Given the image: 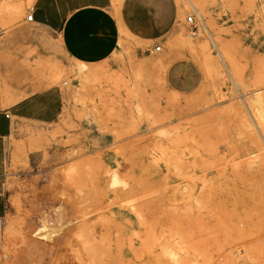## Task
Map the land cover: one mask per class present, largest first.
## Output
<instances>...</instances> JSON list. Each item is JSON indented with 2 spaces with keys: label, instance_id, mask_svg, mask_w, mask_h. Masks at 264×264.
Wrapping results in <instances>:
<instances>
[{
  "label": "rangeland",
  "instance_id": "rangeland-1",
  "mask_svg": "<svg viewBox=\"0 0 264 264\" xmlns=\"http://www.w3.org/2000/svg\"><path fill=\"white\" fill-rule=\"evenodd\" d=\"M32 1L0 0V39L32 29ZM190 1L149 55L63 56L57 120L13 124L1 264H264V0ZM166 52L197 67L194 88H168Z\"/></svg>",
  "mask_w": 264,
  "mask_h": 264
},
{
  "label": "crops",
  "instance_id": "crops-1",
  "mask_svg": "<svg viewBox=\"0 0 264 264\" xmlns=\"http://www.w3.org/2000/svg\"><path fill=\"white\" fill-rule=\"evenodd\" d=\"M29 13L32 29H16L0 39V224L7 211L2 182L5 139L15 122L57 120L63 95L53 80L63 56L99 62L120 42L149 55L156 41L164 45L165 37L177 29L179 11L175 0H33ZM162 63L172 92L198 84L200 74L190 60L170 58L166 52ZM46 215L42 218L49 220Z\"/></svg>",
  "mask_w": 264,
  "mask_h": 264
},
{
  "label": "bare ground",
  "instance_id": "bare-ground-1",
  "mask_svg": "<svg viewBox=\"0 0 264 264\" xmlns=\"http://www.w3.org/2000/svg\"><path fill=\"white\" fill-rule=\"evenodd\" d=\"M187 2H188V4H192V3H193V2H191L190 0H187ZM222 53H223V52H222ZM226 58H227V57H226ZM228 58H229V57H228ZM228 58H227V60H228ZM232 69H233V68H232ZM232 71H233V70H232ZM233 74L236 75V74L234 73V71H233ZM230 76H231V75H230ZM236 77H237V76H236ZM232 80H233V79H232ZM231 82H232V81H231ZM257 83L260 84L258 80H257ZM257 83H256V84H257ZM232 84H233V83H232ZM253 84H255V82L252 83V85H253ZM254 90H255V89H254ZM257 98L259 99V101L257 100V103H258V104L260 103V104L264 105V93H262L260 96H257ZM237 105H238V104H237ZM238 108H239V107H238ZM247 108H248L249 111H251V112H253L254 114H256V116H257V115L260 116V115L258 114V112L255 111V108L250 107V105H248ZM240 112H241V110H240ZM241 113H242V112H241ZM253 116H254V115H253ZM256 116H255V117H256ZM255 117H254V118H255ZM262 117H263V115H262ZM262 119H263V118H262ZM262 119H261V120H262ZM242 122H243V120H242ZM258 122H259V121H258ZM262 122H263V121H262ZM259 123H260V122H259ZM252 124H253V123H252ZM263 129H264V126H263ZM255 131H256V130H255ZM251 135H252V134H251ZM253 135H254V134H253ZM253 135H252V136H246V137H252V138H250L251 140L249 139V143L251 142V143L249 144L250 146L246 147V149L243 150L244 153L247 152V153H251V154H252V152H255V151H256V152L258 151V153H260V152H259L260 150H258V149H260V148H257V147H256V148H253V147L258 143V141H259V140L257 139V137H254ZM257 136H258V135H257ZM253 137H254V139H253ZM243 138H244V137H243ZM258 138H259V137H258ZM252 139H253V140H252ZM261 141H262V140H261ZM253 143H255V145H253ZM262 144H263V143H262ZM261 148H262V147H261ZM243 149H244V148H243ZM253 155H254V154H253ZM251 157H252V155H251ZM251 157H250V158H251ZM254 157H255V156H254ZM254 157H253V158H254ZM257 157H258V159L260 160V162H263V164H264V157H262L261 154H259ZM247 158H248V157H247ZM251 159H252V158H251ZM244 161H246L245 157H244ZM55 210H56V209H55ZM57 210H59V209H57ZM60 211H61V210H60ZM58 212H59V211H58ZM61 212H62V211H61ZM61 212H59L58 215H60L59 217H62V218H63V215L61 216V214H60ZM45 215H46V214H45ZM47 216H48V217H47ZM53 216H54V219H55L56 216H55L54 214H53ZM46 217L51 219V217L49 216V214H47ZM44 218H45V217H44ZM52 219H53V217H52ZM54 219H53V220H54ZM60 219H61V218H60ZM49 221H50V220H49ZM51 221H52V220H51ZM56 221H57V222H60V221H58V220H56ZM56 221H55V222H56ZM55 222H53V223H54V224H57V223H55ZM62 223H63V222H62ZM58 224H60V223H58ZM61 225H62V224H61ZM260 246H261V248L264 247V245L262 244V242L260 243ZM248 247H249V250H252L253 248H255V245H254V244H249ZM259 249H260V248H259ZM263 252H264V250H263ZM263 256H264V253H263ZM260 259H261V258H260ZM254 260H255V259H254ZM254 263L256 264L255 261H254ZM258 263H259V264H262L261 261H259V259H258ZM263 263H264V259H263Z\"/></svg>",
  "mask_w": 264,
  "mask_h": 264
},
{
  "label": "built area",
  "instance_id": "built-area-1",
  "mask_svg": "<svg viewBox=\"0 0 264 264\" xmlns=\"http://www.w3.org/2000/svg\"><path fill=\"white\" fill-rule=\"evenodd\" d=\"M31 13H29L27 16H26V19L27 20H31ZM186 21L189 22L190 24V34L192 36H195L197 34V31H198V26H197V23H196V18L191 14V15H187L185 17ZM159 45H154L153 46V49L154 50H158L159 49ZM6 116H8V114H5ZM263 241H264V238H263Z\"/></svg>",
  "mask_w": 264,
  "mask_h": 264
}]
</instances>
